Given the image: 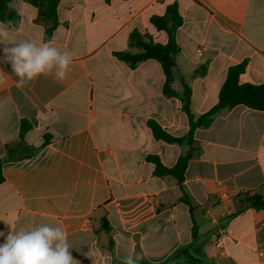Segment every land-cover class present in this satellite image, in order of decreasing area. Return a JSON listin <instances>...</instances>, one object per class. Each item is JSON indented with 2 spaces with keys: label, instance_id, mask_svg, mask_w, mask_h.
<instances>
[{
  "label": "crops",
  "instance_id": "crops-1",
  "mask_svg": "<svg viewBox=\"0 0 264 264\" xmlns=\"http://www.w3.org/2000/svg\"><path fill=\"white\" fill-rule=\"evenodd\" d=\"M12 3L19 24L0 26L13 42H50L73 63L63 80L53 73L17 87L0 45V231L62 227L75 264L127 256L264 264V210L243 202L264 196V111L223 109L190 144L181 100L186 84L192 114L203 116L241 64L240 84H264V0H61L52 18L27 0ZM171 6L182 20L170 83L177 97L164 93L160 62L133 68L116 56L135 52L134 32L167 45L151 19ZM150 122L183 141L157 139ZM191 147L183 183L190 206L178 180L156 176L148 158L172 168Z\"/></svg>",
  "mask_w": 264,
  "mask_h": 264
},
{
  "label": "trees",
  "instance_id": "trees-1",
  "mask_svg": "<svg viewBox=\"0 0 264 264\" xmlns=\"http://www.w3.org/2000/svg\"><path fill=\"white\" fill-rule=\"evenodd\" d=\"M36 6L40 7L42 16L55 17L56 9L61 0H27ZM0 19L11 26H17L20 18L13 8L12 0H0ZM152 23L159 29L165 30L169 36V42L163 46L154 44L146 40L138 32L131 35L130 47L135 49V52L118 53V59L127 62L131 67L148 61L157 60L164 68L167 76V83L164 88V93L168 96H178L174 90H171L170 83L173 79L172 71L176 66V57L179 54V48L176 42V32L181 26L182 20L177 13L176 7L171 6L167 10L164 18L152 17ZM204 69V68H202ZM245 70V64L233 66L229 69L226 82L224 83L219 97V102L210 109L203 116L196 118L191 112V89L185 84L184 93L181 96L183 102V110L190 120V131L188 135V142L192 144L193 135L197 128L209 127L213 122V117L223 109H232L239 105H244L248 108L264 111V84L255 86L251 84H240L239 77ZM203 73L202 70L196 72V75ZM150 127L157 139L163 140L167 143H181L183 139L174 138L170 134L163 131L160 126L155 122H150ZM194 150L191 147L187 155L180 157L176 165L172 168L165 167L158 158L149 157L148 160L155 166L156 176H173L178 180L179 185L183 190V202L190 205L188 194L184 191L183 183L185 179V171L190 159L193 157ZM14 158L8 157L7 160ZM4 161H0V184L4 182L2 174V166ZM248 208L255 210H264V196L262 195H246L244 201ZM107 226L105 229H108ZM206 256L203 259H189L183 264H205ZM142 264H148L142 262Z\"/></svg>",
  "mask_w": 264,
  "mask_h": 264
},
{
  "label": "clouds",
  "instance_id": "clouds-1",
  "mask_svg": "<svg viewBox=\"0 0 264 264\" xmlns=\"http://www.w3.org/2000/svg\"><path fill=\"white\" fill-rule=\"evenodd\" d=\"M0 45L3 59L11 65L18 77L17 87L54 73L55 78H66L73 63L72 53L60 51L50 42L40 44L31 41L13 42L10 32L0 26ZM11 45V46H9ZM0 264H75L67 233L62 227L48 225L33 226L31 229L0 231ZM140 257H124L121 264H139Z\"/></svg>",
  "mask_w": 264,
  "mask_h": 264
},
{
  "label": "built area",
  "instance_id": "built-area-1",
  "mask_svg": "<svg viewBox=\"0 0 264 264\" xmlns=\"http://www.w3.org/2000/svg\"><path fill=\"white\" fill-rule=\"evenodd\" d=\"M220 244H221L220 241H218V242H217V246H220Z\"/></svg>",
  "mask_w": 264,
  "mask_h": 264
},
{
  "label": "water",
  "instance_id": "water-1",
  "mask_svg": "<svg viewBox=\"0 0 264 264\" xmlns=\"http://www.w3.org/2000/svg\"><path fill=\"white\" fill-rule=\"evenodd\" d=\"M105 225H107V223H105Z\"/></svg>",
  "mask_w": 264,
  "mask_h": 264
}]
</instances>
